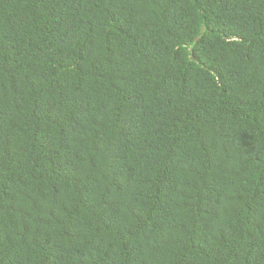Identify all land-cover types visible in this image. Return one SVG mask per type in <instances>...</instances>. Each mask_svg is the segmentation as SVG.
<instances>
[{"label": "trees", "instance_id": "trees-1", "mask_svg": "<svg viewBox=\"0 0 264 264\" xmlns=\"http://www.w3.org/2000/svg\"><path fill=\"white\" fill-rule=\"evenodd\" d=\"M0 264H264V0H0Z\"/></svg>", "mask_w": 264, "mask_h": 264}]
</instances>
